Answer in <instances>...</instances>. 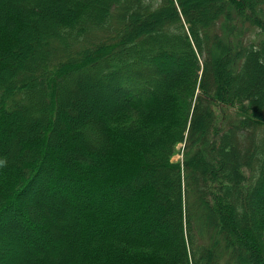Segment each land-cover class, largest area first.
<instances>
[{
	"label": "trees",
	"instance_id": "16d2710c",
	"mask_svg": "<svg viewBox=\"0 0 264 264\" xmlns=\"http://www.w3.org/2000/svg\"><path fill=\"white\" fill-rule=\"evenodd\" d=\"M263 56L264 0H0V253L264 264Z\"/></svg>",
	"mask_w": 264,
	"mask_h": 264
},
{
	"label": "rangeland",
	"instance_id": "374dc122",
	"mask_svg": "<svg viewBox=\"0 0 264 264\" xmlns=\"http://www.w3.org/2000/svg\"><path fill=\"white\" fill-rule=\"evenodd\" d=\"M214 5L215 4H212L211 6H214ZM208 7L210 8V6H208ZM226 43H227V45L231 46L230 45L231 44L230 37L226 38ZM217 52L220 55V62L223 65L224 72L226 73L227 70L225 69L224 62H226V64L228 62H230V60L228 61V59H230L232 57L231 56L232 52H230L231 54H229V52H228V54H226V55H224V49L221 50V51L217 50ZM224 56H225V58H224ZM260 58L264 62V56L260 57ZM262 65H264V64L262 63ZM243 77H245L249 81L250 78H252V75H250V73L247 72V73H243ZM238 78L239 77L233 79V81H234L233 86L234 87L238 83ZM251 89H252V87H251ZM90 94H92V91L90 92ZM79 96H80V101L82 100V102H83V99L85 97H87V96H82V95H79ZM89 102H88L89 105H87V108L88 107L90 108V106H92V103L90 104ZM31 113L32 112H30V114ZM9 125L12 126V128H13L12 124H9ZM14 132L16 134L15 130H14ZM17 132L24 133L23 129H22V131H17ZM235 143L237 145H239L240 139H236ZM62 145H63V142L61 143L60 148L62 147ZM240 152H241V150L239 149V151H237V153L235 155H238ZM180 156L181 155L179 153H177V154L174 155V158H178ZM38 190H39V188L35 187V189H32L30 192H27L26 196L32 198L33 201L37 205H39L40 207L44 206V208H46L48 211L49 210L50 211L52 210L53 212L61 211V210L63 212H65L66 210L68 211L69 208H68L67 205H65L66 204V199L65 200L62 199V196L59 194L60 192L57 193V194L49 195V196H46V195L45 196H41V195L38 194L39 193ZM13 212H11V213H3L0 216V235L4 238V241L6 242L5 236H6L7 233H10V234H7V235H8V237H10L9 240H11L13 242V240H18L20 234H27V235H29V238L27 240L31 241V242L28 243L29 244V248H30V245H31V248H32V242H35L37 240V238H39V236H35L34 235L33 224L31 222H29L27 219L25 220L24 218L20 217V215H16V212H15V214ZM69 213L71 214L72 211L70 210ZM6 214H8V217H5ZM50 230L52 232L53 239H54V240L50 241V242H52V247H53V249L51 250V252H52L54 249H56V247H57L56 243H58V240H60V238H58L59 237V232H58V230L55 227H53V228L51 227ZM3 232L6 233L5 236L2 235ZM12 234H16L15 235L16 237H14V235H12ZM46 240H47V238H46ZM5 242L4 243L2 242L4 244L3 247H5L6 250H8L10 248L11 244H9V243L6 244ZM31 248H30V250H31ZM248 249H251V248H248ZM11 252L12 253L10 255L8 254V256H6V254H5L6 252H4L3 254L0 253V256H1L0 257V264H4V261H6L7 264H23V263L16 262V260H18V258L20 256L26 258V253H25L26 251L23 252V253L18 254L19 256L16 255L15 252H13V251H11ZM14 255H16V256H14ZM13 256H14V258L18 256V258L14 261ZM27 262L28 261H25L24 264H34V263H30V262L27 263Z\"/></svg>",
	"mask_w": 264,
	"mask_h": 264
}]
</instances>
